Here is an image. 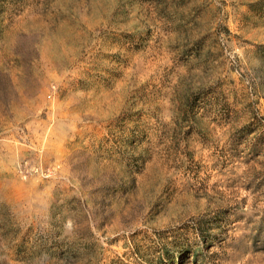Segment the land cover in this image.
Masks as SVG:
<instances>
[{
	"label": "rangeland",
	"instance_id": "374dc122",
	"mask_svg": "<svg viewBox=\"0 0 264 264\" xmlns=\"http://www.w3.org/2000/svg\"><path fill=\"white\" fill-rule=\"evenodd\" d=\"M0 264H264V0H0Z\"/></svg>",
	"mask_w": 264,
	"mask_h": 264
}]
</instances>
